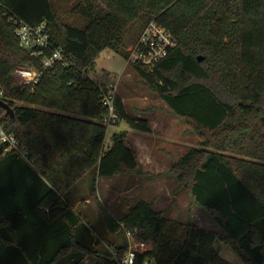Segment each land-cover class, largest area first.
Returning a JSON list of instances; mask_svg holds the SVG:
<instances>
[{
  "label": "trees",
  "instance_id": "1",
  "mask_svg": "<svg viewBox=\"0 0 264 264\" xmlns=\"http://www.w3.org/2000/svg\"><path fill=\"white\" fill-rule=\"evenodd\" d=\"M64 1L0 0L28 23L46 21L47 53L59 48L69 61L45 69L33 85L18 84L16 67L42 63L0 13V87L15 109L11 117L0 107V125L18 140V149L0 146V264H57L66 257L69 264H115L106 247L94 246L74 193L81 202L100 177L147 173L126 133L115 132L106 144L109 109L89 73L105 49L128 55L155 19L178 45L154 70L135 69L200 138L166 173L223 232L191 217L171 219L139 199L119 219L107 212L109 236L100 237L123 251V231L121 239L114 236L121 220L153 244L147 255L158 264H232L215 248L217 239L245 263L264 264V0H66L81 16L77 22L62 15ZM116 110L130 127L149 131L150 120L129 114L120 96Z\"/></svg>",
  "mask_w": 264,
  "mask_h": 264
},
{
  "label": "rangeland",
  "instance_id": "2",
  "mask_svg": "<svg viewBox=\"0 0 264 264\" xmlns=\"http://www.w3.org/2000/svg\"><path fill=\"white\" fill-rule=\"evenodd\" d=\"M73 12L72 9L66 6L65 0L62 8L64 18L69 22L81 21V16ZM140 23L139 19L136 20L133 27H138ZM129 46L126 51H128ZM106 68L112 72L106 70ZM107 74H111L110 86L114 85L116 87L117 95L123 99L128 113L146 116L153 123L156 120H162L161 124H158V126H161L158 128L160 131L158 130L157 134L163 137L166 135L168 143L164 144L161 140L152 142L153 152L160 158L164 156L165 170L157 173L149 172L144 175H139L137 171H126L108 178L109 180L107 178L98 180L95 193L85 192L86 197L90 201L82 200L78 203V208L89 216L84 217V221L95 233L94 240L96 239V245H100L101 248L105 247L102 243L104 239L100 236H109L107 234L109 233L108 227L104 219L105 214L109 212L114 217L119 218L122 211L142 197L153 200L154 206L158 210H163L165 215L168 212V215L171 214L174 218L181 221L191 217L199 226L222 232L221 227L203 208L192 204L189 193L185 189L178 188L177 179L166 173L172 164L178 161L190 148L200 146V138L190 129L186 122L171 112L160 95L151 90L137 72L135 66L127 64L124 54L109 51L108 49L101 52L96 59L95 71L90 72L89 75L104 87ZM18 78V76H15V80L18 81ZM18 104H21V102H18ZM122 129H127L125 133L134 144L132 133L135 134V130L121 117L115 125L108 128L106 144L111 143L110 135L113 134L114 130L119 132ZM158 173H162V175H157ZM134 175L139 180L133 179ZM150 175L157 176L151 177ZM154 181H157V183L152 184L151 182ZM81 183L79 182V189L82 187ZM108 188L117 190V192L111 190L109 192L107 191ZM116 235L118 238H122L119 228L114 231V236ZM214 246L221 256L232 264H248L242 260L239 254L226 241L217 239ZM57 264H69V258H63ZM91 264H96V261L93 260Z\"/></svg>",
  "mask_w": 264,
  "mask_h": 264
},
{
  "label": "built area",
  "instance_id": "3",
  "mask_svg": "<svg viewBox=\"0 0 264 264\" xmlns=\"http://www.w3.org/2000/svg\"><path fill=\"white\" fill-rule=\"evenodd\" d=\"M0 13L14 26V33L20 41V45L30 51L34 56L40 58L42 69L33 66L20 65L13 71V76L19 77L16 82L20 85H33L37 83L45 69L53 67L57 62L68 65L69 61L64 52L55 48L51 53L47 50L52 48L51 35L48 24L43 21L39 24H31L13 14L11 10L0 3ZM178 45L176 34L167 26L159 21H150L138 40L129 46L127 64L139 65L150 71L154 70L156 65L166 58L171 50ZM101 101L109 109V115L104 123L108 128L115 125L120 116L116 110L117 91L114 85L110 87L101 86ZM4 96V87H0V98ZM6 146V150L18 149V140L16 136L8 132L0 125V146ZM120 230L123 231L126 246L121 251L117 245H110L102 240L104 246L109 250L115 264H158L156 260L149 255L153 244L145 239L137 238L134 231L127 228L125 223L119 220ZM93 236L95 233H92ZM96 236V235H95ZM98 236V235H97ZM96 240V239H95ZM94 240V246L97 247Z\"/></svg>",
  "mask_w": 264,
  "mask_h": 264
},
{
  "label": "crops",
  "instance_id": "4",
  "mask_svg": "<svg viewBox=\"0 0 264 264\" xmlns=\"http://www.w3.org/2000/svg\"><path fill=\"white\" fill-rule=\"evenodd\" d=\"M123 55V54H122ZM127 56L128 55H126V54H124V57L125 58H127ZM127 66V65H126ZM106 70H108V71H111L110 69H107L106 68ZM112 72V71H111ZM123 100V99H122ZM130 114V113H129ZM132 115V114H131ZM132 116H134V117H143V118H148V117H146V116H142V115H132ZM149 119V118H148ZM150 120V129H149V131H141V130H137V129H134L135 130V134H133L132 133V137H134L133 138V141H134V144H135V146H136V149H137V152H138V160H139V163H140V165H141V168H142V170H143V172L144 173H149V172H151V173H157V172H161V171H163V170H165V168H166V166H165V163H164V161H163V157L162 158H160L159 156H157V154L156 153H154L153 152V146H152V142L154 141V140H161V142L162 143H164V144H167L168 143V141H167V137H166V135H165V137H163L162 135H158L157 134V131L159 130L160 131V129H158V128H160V126L161 125H159L158 126V124H161V122H162V120H156V121H154V123L151 121V119H149ZM126 130L127 129H122V132L123 133H125L126 132ZM115 132H118V131H115L114 130V132H113V134L115 133ZM112 134V135H113ZM112 135H110L111 137H110V140H111V142H112ZM156 136H157V138H156ZM106 139H107V136H106ZM109 144V143H108ZM107 144V145H108ZM194 147H196V146H194ZM193 148V147H192ZM191 149V148H190ZM189 149V150H190ZM188 150V151H189ZM139 174V173H138ZM139 175H144V174H139ZM108 179L109 177H100V178H98V180H105V179ZM119 178H121V177H119ZM133 179H135V180H139L138 179V177L137 176H135L134 175V178ZM109 180V179H108ZM98 183V182H97ZM152 184H156L157 183V181H154V182H151ZM98 186V185H97ZM115 191V192H117V190H113L112 188H108L107 189V191H109V192H111V191ZM74 199H75V203H76V206H78V203H79V200H78V195L76 194V192L74 193ZM179 197V196H178ZM140 199H143V200H147V201H149V202H153V200H148L147 198H145V197H142V198H140ZM77 201V202H76ZM86 201H90L89 200V198H87L86 199ZM132 205V204H131ZM130 205V206H131ZM156 205V204H155ZM129 206V207H130ZM127 209H128V207H127ZM155 209L156 210H158V208H156V206H155ZM125 211V210H124ZM123 212V211H122ZM121 212V213H122ZM120 213V214H121ZM167 217H169V218H171V219H175V220H178V219H176V218H174L171 214L170 215H168V212H167V215H166ZM116 218V217H115ZM119 218H120V216H119ZM119 218H116V219H119ZM179 221H181V220H179ZM196 224H197V222H195ZM201 227H203V226H201ZM108 230V229H107ZM109 231V230H108ZM223 232V231H222ZM93 233V231H91V234ZM93 235V234H92Z\"/></svg>",
  "mask_w": 264,
  "mask_h": 264
},
{
  "label": "water",
  "instance_id": "5",
  "mask_svg": "<svg viewBox=\"0 0 264 264\" xmlns=\"http://www.w3.org/2000/svg\"><path fill=\"white\" fill-rule=\"evenodd\" d=\"M199 59H202V57H200ZM0 107L4 108L6 110V112L11 116L14 117L15 116V109L14 107H12L7 101H5L3 98H0Z\"/></svg>",
  "mask_w": 264,
  "mask_h": 264
}]
</instances>
